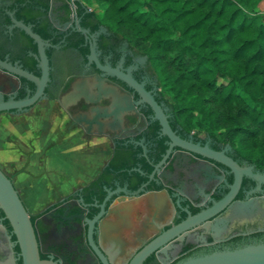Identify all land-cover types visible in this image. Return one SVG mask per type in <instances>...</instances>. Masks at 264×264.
<instances>
[{"label":"flooded vegetation","instance_id":"obj_1","mask_svg":"<svg viewBox=\"0 0 264 264\" xmlns=\"http://www.w3.org/2000/svg\"><path fill=\"white\" fill-rule=\"evenodd\" d=\"M77 1L0 0V61L41 76L35 57L37 45L16 25L15 19L31 26L48 43L45 53L49 65V80L37 100L26 107L0 111V122L4 116L30 118L38 105L50 115L55 103L60 116L54 115L55 111L51 114L59 117L63 137H82L87 143L92 137H101L108 153L96 174L85 183L67 174L64 163L58 173L42 171L46 184L41 188L34 186L35 177L41 171L0 168L11 178L29 214L43 261L103 264L88 240V226L102 210L92 226V242L107 264H128L141 248L165 230L223 198L234 174L222 163L174 144L142 95L120 78L101 71L94 60H89L91 46L95 45L101 65L117 67L124 73L130 69L132 77L143 84L145 92L159 105L177 138L224 151L241 167L253 163L236 155L228 144L181 125L160 94L145 56L98 24L95 18L87 16L89 9L81 12ZM95 75L105 84L116 86L120 97L129 98L130 107L124 111L120 123L114 122L110 113V97L87 101L81 96L74 103L68 102L71 84L81 77ZM11 78L0 68V81ZM35 92L36 85L31 80L19 78L14 88L2 85L0 100L3 103L18 101L31 98ZM96 109L100 110V125L91 121ZM98 131L104 135H98ZM53 157L64 159L60 155ZM23 190L28 194L33 190L56 194L43 196L41 201L37 199L38 209L29 211L21 193ZM154 196H159V203ZM256 202L261 206L259 211L252 208ZM262 241L264 183L243 175L234 198L225 208L179 232L150 252L140 264H175L190 256ZM0 264H21L16 236L1 209Z\"/></svg>","mask_w":264,"mask_h":264},{"label":"trees","instance_id":"obj_2","mask_svg":"<svg viewBox=\"0 0 264 264\" xmlns=\"http://www.w3.org/2000/svg\"><path fill=\"white\" fill-rule=\"evenodd\" d=\"M261 2L78 0L76 4L146 57L160 94L181 125L191 130L188 125L194 122L197 131L228 144L236 155L264 170Z\"/></svg>","mask_w":264,"mask_h":264},{"label":"water","instance_id":"obj_3","mask_svg":"<svg viewBox=\"0 0 264 264\" xmlns=\"http://www.w3.org/2000/svg\"><path fill=\"white\" fill-rule=\"evenodd\" d=\"M16 25L23 30L28 36H30L33 42L37 45V53L35 54L38 60V66L41 70V76L36 77L27 70L21 67H12L9 64L0 61V68L11 75V79L8 81H0L2 85L9 84L14 88L19 78H25L31 80L36 85V92L31 98H25L18 101H7L3 103L0 100V111L9 110L11 108L26 107L34 103L38 96L41 94L43 86L49 80V65L48 58L45 53V46L48 45L39 34L35 33L31 26L13 19ZM91 54L89 60H94L97 67L110 75L116 76L127 83L130 87L135 89L140 95H142L144 101L150 104L155 111L156 117L159 119L163 132L166 133L172 142L178 145L180 148L198 153L209 159L218 161L227 166L234 174V179L231 184H228V192L219 201L213 203L208 209L188 217L178 225L165 230L161 235L153 239L151 242L141 248L132 260L128 264H140L142 260L153 250L166 241L171 239L179 232L186 228L204 220L210 218L221 211L227 204L234 198L243 175L254 178L259 183H264V171L257 166L250 164L248 167L239 166L232 158L227 156L224 151H215L207 146H199L191 144L184 140L177 138L168 125V122L163 115L159 105L155 102L153 97L145 92L142 83H138L128 69L127 73L119 70V68H112L109 65H101L98 61L97 51L95 45L90 47ZM146 58V57H144ZM0 85V89L2 88ZM84 97L87 101H99L101 97H110L111 103L109 105L110 113L114 117V122L122 121V115L124 111L130 107V100L128 97H120L116 86L108 85L104 83V80L100 79L97 75L92 78L81 77L71 84V88L67 94L69 103H74L79 97ZM96 115L92 117L91 121H94L97 125H100V110H95ZM98 135H104L101 131L97 132ZM154 200L158 202L159 196H154ZM158 206V205H157ZM0 209L3 211L4 216L10 222L14 234L16 236V242L19 247V257L21 258V264H54L50 261H43L39 256V248L34 233V228L29 218V214L23 205L17 190L14 188L11 178L7 176L0 168ZM103 213L101 210L90 222L88 226V240L94 251L97 253L103 264H107L105 258L96 248L91 238V231L94 221ZM175 264H264V241L257 243L245 244L233 249L216 250L206 254L190 256Z\"/></svg>","mask_w":264,"mask_h":264},{"label":"rangeland","instance_id":"obj_4","mask_svg":"<svg viewBox=\"0 0 264 264\" xmlns=\"http://www.w3.org/2000/svg\"><path fill=\"white\" fill-rule=\"evenodd\" d=\"M88 5L90 8L95 6L93 3H88ZM263 7L264 3L261 2L259 9H263ZM144 8H149V6L145 4ZM166 97L171 100L169 96L166 95ZM53 104L55 110L49 112L55 111L56 114H53L60 116V113L57 112V105ZM43 111L44 108L38 105L34 109V115L30 118L24 116L17 119L2 117L0 122V166L6 170L18 167L35 172L41 171L34 181L36 182L34 186L41 188L42 184H46V180L41 176L42 171L58 173L62 165L65 164L66 173L73 174L72 176L75 175L78 179L81 177L80 183H84L94 175L108 153L107 149H103L105 144L101 142L102 138L92 137L91 142L87 143L82 137L74 138L73 135L63 137L59 117H52L51 113L46 115ZM181 120L185 124L187 123L184 118ZM193 125L194 122H190L188 126L191 130L197 131ZM96 148L102 152L97 154ZM52 155L64 156V159L56 160ZM69 162L74 163L75 166ZM21 193L29 211L38 209L39 201L43 196L56 194L42 190H33L29 194L23 190ZM252 208H257L259 211L261 206L256 202Z\"/></svg>","mask_w":264,"mask_h":264},{"label":"crops","instance_id":"obj_5","mask_svg":"<svg viewBox=\"0 0 264 264\" xmlns=\"http://www.w3.org/2000/svg\"><path fill=\"white\" fill-rule=\"evenodd\" d=\"M97 142H98V141H97ZM101 142H103V143L105 144V140H104V139H101ZM103 149H105V150L107 149L106 145H105V147H104ZM93 150H94V149H93ZM95 150H96L95 152H96L97 154H99V153L102 152V150H100V149H98V148H96ZM107 150H108V149H107ZM93 153H94V152H93ZM86 173L88 174V172H86ZM86 173H85V174H86ZM95 174H96V173H95ZM80 176H81V175H80ZM92 177H93V176H92ZM80 179H81V177L79 178V180H80ZM88 180H89V179H88ZM88 180H87V181H88ZM85 182H86V181H85ZM85 182H84V183H85Z\"/></svg>","mask_w":264,"mask_h":264}]
</instances>
